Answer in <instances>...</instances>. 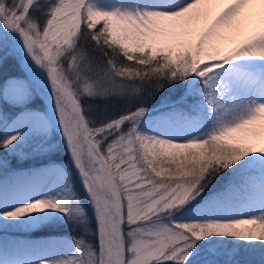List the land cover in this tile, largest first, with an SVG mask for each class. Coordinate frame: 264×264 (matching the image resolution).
I'll use <instances>...</instances> for the list:
<instances>
[{"label":"snow or ice","instance_id":"snow-or-ice-1","mask_svg":"<svg viewBox=\"0 0 264 264\" xmlns=\"http://www.w3.org/2000/svg\"><path fill=\"white\" fill-rule=\"evenodd\" d=\"M0 50L22 68L0 81V227L61 214L82 233L30 264L264 260V0H0ZM57 131L77 186L53 167L22 194L4 156ZM12 251L0 238V264Z\"/></svg>","mask_w":264,"mask_h":264},{"label":"rangeland","instance_id":"rangeland-1","mask_svg":"<svg viewBox=\"0 0 264 264\" xmlns=\"http://www.w3.org/2000/svg\"><path fill=\"white\" fill-rule=\"evenodd\" d=\"M104 1L106 0H98L100 4H103ZM0 56H3L2 50H0ZM21 74L22 68L15 56L0 59V81ZM174 99L173 94L165 90L154 100L158 104L150 105L148 119L151 120L153 117H157L169 110ZM91 103L100 111H103L106 106L110 111H115L121 101L101 98L91 101ZM31 106L37 109L43 106L47 111V97L41 93L34 99ZM4 158L10 161L11 164L10 168L4 171L8 175L15 174L16 177L20 176L19 184L17 181L16 184L22 194L32 195L34 193L31 182H35L36 185L39 184L40 188L48 186L50 184L49 180L40 174L53 167L66 170L67 175L72 178V186H77L79 174L71 163V157L63 144L62 134L58 131L53 133L46 143L40 144L39 141H35L27 145L22 144L15 152L7 153ZM21 184L24 185L23 188L20 186ZM52 186L54 187L55 185ZM80 187L82 188V185ZM81 203L86 205L89 210V201L86 199V194ZM91 221L94 225L95 217L93 213ZM43 228L57 231L52 234L36 235V231ZM81 234L79 229L73 231V227L69 226L67 218L61 214H40L34 218H24L20 222L5 223L0 227V238L13 246L11 256H6L5 259L12 258L16 264H18L17 261H25L26 258L30 264L34 257L38 255L50 258L58 257L67 251L66 242L71 241L73 236ZM93 239L94 237H89L90 241ZM197 264H200L199 260ZM239 264H264L262 253L259 250L251 252L248 249H244L243 255L239 258Z\"/></svg>","mask_w":264,"mask_h":264},{"label":"bare ground","instance_id":"bare-ground-1","mask_svg":"<svg viewBox=\"0 0 264 264\" xmlns=\"http://www.w3.org/2000/svg\"><path fill=\"white\" fill-rule=\"evenodd\" d=\"M112 2V0H106V1H104L103 2V5H107V4H109V3H111ZM19 179H20V176H18L17 177V183L19 184ZM32 186L31 187H33V191H34V193L35 192H37V191H39L41 188H40V185L38 184V185H36V183L35 182H31L30 183ZM22 188L24 187V185L23 184H21L20 185ZM8 258V257H7ZM21 258H23V257H21ZM12 259V258H11ZM23 259H25V258H23ZM17 263L18 264H29V260L26 258V260L25 261H17Z\"/></svg>","mask_w":264,"mask_h":264},{"label":"trees","instance_id":"trees-1","mask_svg":"<svg viewBox=\"0 0 264 264\" xmlns=\"http://www.w3.org/2000/svg\"><path fill=\"white\" fill-rule=\"evenodd\" d=\"M155 104H158V102L156 101H152L151 105H155ZM171 107V106H170ZM168 111V110H167ZM57 230H53V229H46L43 228V229H39L37 230L36 232V235H44V234H52V233H56Z\"/></svg>","mask_w":264,"mask_h":264}]
</instances>
